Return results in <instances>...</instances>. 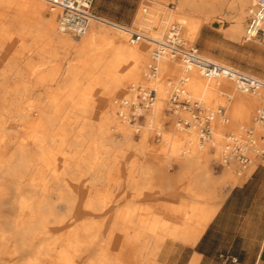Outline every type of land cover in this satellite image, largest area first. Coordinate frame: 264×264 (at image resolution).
<instances>
[{"label":"bare ground","instance_id":"bare-ground-1","mask_svg":"<svg viewBox=\"0 0 264 264\" xmlns=\"http://www.w3.org/2000/svg\"><path fill=\"white\" fill-rule=\"evenodd\" d=\"M155 1L160 5L155 6L156 11L144 8L135 20L143 30H133L99 17L91 21L84 34L77 36L60 29L57 8L50 0H0V18L3 19L0 48L8 35L26 32L37 37L38 44L46 38L63 48L65 53H74L70 55L71 60H64L56 67L44 66L43 59L35 63L26 58L17 65L8 59L4 69L0 70V80L1 77L16 78L4 81L0 93L21 95L20 100L13 103L6 95H0V264H150L148 258L153 242L159 244V253H163L161 261L157 255L159 262L166 264L165 259L173 252L176 242L194 245L219 203L203 206L165 201L136 204L133 202L135 198L146 197L149 192L144 187H135L138 180L129 176L123 191L109 194V207L91 205L83 202L86 190L78 177L82 168H87L85 172L90 170L89 156L110 150L115 135H123L128 148H133L132 137L144 125L138 124L139 120L132 121L131 115L141 113L145 118V113L155 105L146 124L152 128L151 120H160L164 104L174 93L183 94L192 102H200L201 108L210 111L209 117H212L211 135L203 141L199 127L193 122V112L187 111L185 116L181 115L182 111L174 113L178 119L181 117L191 122L189 127L179 123L188 132L176 133L182 146L169 153L170 158L179 164L180 174L199 167L194 156L204 143L214 150L216 148L217 156H214L223 160L220 176L223 181L240 183L254 169L252 166L258 164L256 161L234 170L233 161H238L226 157L225 140H243L245 129H249L256 142L262 143L263 130L258 112L264 93L243 91L228 76L207 77L198 67H187L178 57L155 52L157 41L164 39L172 27H176L179 36L184 28L186 37L195 41L203 23L214 21L217 14L225 15L224 6L231 21L230 28L224 31L226 36L237 42L264 45V35L244 40L245 21L257 0H176L174 9H168L160 0ZM144 5L150 6L148 3ZM22 16L29 21L27 26L20 20ZM167 24L169 29L165 28ZM130 31L141 36L135 40ZM69 34L80 38L72 39ZM180 39L186 48L197 49ZM106 45L110 47L105 52L101 47ZM199 53L213 62L260 78ZM105 54L107 58L103 59ZM146 64L148 69L150 65L155 66V71H146ZM167 75L172 77L163 79ZM53 76H57L55 91L43 98L31 96L34 90L52 82ZM84 78L89 80L85 86ZM224 79L230 81L235 90L225 89L228 84ZM146 84H150V89L144 87ZM97 87L101 90L100 95H95ZM128 87L130 94L118 100L120 108L116 111L112 101L121 94L126 95ZM137 87L154 91L155 98L149 108L141 109L137 104L134 110L131 108V103L137 101ZM172 88L175 89L171 94ZM43 99H46L44 105L41 104ZM69 100L78 103L76 115L81 116L80 123L70 118L66 106ZM99 103L104 107L101 115ZM217 103L220 105L214 109ZM219 108H223L222 113ZM206 115L207 112L201 118ZM243 123L251 127L240 129L239 125ZM226 130L228 132L223 133ZM157 134L161 135L160 132ZM134 150L147 157L146 163L139 166L140 180L152 179L162 166L158 155L166 148L141 144ZM200 168L195 182L199 187L197 192L204 196L211 178L203 165ZM116 184L119 185L115 182L114 187ZM127 186L134 187V191ZM168 213L174 218L165 217ZM137 244L139 253L135 249ZM92 249L96 250L93 258L90 256Z\"/></svg>","mask_w":264,"mask_h":264},{"label":"rangeland","instance_id":"rangeland-1","mask_svg":"<svg viewBox=\"0 0 264 264\" xmlns=\"http://www.w3.org/2000/svg\"><path fill=\"white\" fill-rule=\"evenodd\" d=\"M160 1L168 9L176 8V0ZM156 2L157 1L155 0H93L91 9L95 14L110 21L119 23L133 30H139L142 29V26L136 25L133 22L135 14L139 10L137 14L138 16L144 8H148V10L150 11H156L155 6L160 7V5ZM144 3H148L150 4V6L145 7ZM225 7L226 6H224L223 8V12L225 15L217 14L214 21L203 23L201 25L195 41L191 42L186 37V35L184 34V28L181 29L180 38L185 39L188 44H192L193 46H195L202 54L209 55L225 63L231 64L234 67L248 73L264 77V45L260 46L259 44H254L252 42L243 43L242 40L237 42L226 36L224 31L230 28L231 21L229 19L230 14L227 12L228 9L227 7ZM49 11L50 9L48 4L47 13H49ZM144 14L147 15V13ZM20 20H22L24 22V25L26 26L29 23V21H27L23 16L20 18ZM2 22L3 19L0 18V24ZM169 27L170 26L167 24L165 28L169 29ZM153 31L150 30V32ZM68 36L72 39L80 38L74 37L71 34H69ZM2 46L3 47L0 48V70L4 69L6 61H8V59H10L14 65H17V63H21L26 58L32 59L35 63H40V60L43 59L45 62L44 66L56 67L60 65V63H63L64 60H71L70 55L74 54L71 51L69 53H65L63 48L58 47L54 42H51L46 38H44L43 41L38 44V38L33 36L32 33L28 34L26 32L22 33L21 35H8L5 43ZM109 47L110 46L106 45L105 47L101 48H103V50L105 51ZM99 49L96 48V50ZM5 54H7L6 57ZM106 58L107 54L103 56V59ZM147 67L148 65L146 64V71H149ZM169 76L171 75L164 76L163 79H167L169 78ZM10 78H6V80L1 77V80H3H0V82H2L0 83V88H2L0 91H3L4 85L2 86V84L4 83V81H12L15 77L10 76ZM52 78V82L47 83L43 87L34 90L31 96L43 98L45 95H49L53 91H55L57 89V82L55 81L57 76H53ZM224 80L228 84L225 89L235 90L234 85L230 81H228L227 79ZM88 83L89 80L87 78H84L83 85L85 86ZM135 84L141 85V82H136ZM173 84L174 82L172 83V85ZM131 85L132 84H130L129 87ZM129 87L127 89L126 95L121 94L118 96V98H116L115 101H112L116 111L120 108L118 100L123 97L129 96ZM144 87L150 89V84H146ZM174 89L175 88H172L171 94ZM2 94L9 97V101L12 103L18 99L20 100L21 96L18 94H9L7 92H1L0 95ZM100 94L101 90L99 87H97L95 90V95ZM190 97L192 99H195L191 95ZM170 99L171 95L169 97L168 103L164 104L162 108L160 120L158 121L156 118L151 120L153 125L150 129L148 126L146 127V124L147 121H149L148 118L153 115L155 105L153 106L151 111H147L145 113V118L140 119L138 122V124L144 125V127H141L140 131L136 132L135 135H133L131 141L134 147L140 146L141 144H146L148 147L150 146L152 148L159 146H164L166 148L164 153L158 155V159L162 163V166H159L157 172H155V174L153 175L154 177L152 176L153 178L148 179V181L140 180L142 174L141 168L139 166L146 163V154L134 150V147L128 148L127 141L125 140L124 136L115 135V138L113 137L114 145L111 146L110 150H101L100 152L98 151L92 154V156H89L88 158L91 164L89 167L90 170L88 172H85L87 171V168H82L81 172L78 174V177H80V179L83 181L84 188L86 190V196L83 202L89 203L91 205L98 204L101 206L109 207V194L113 191L115 193H120L121 191H123L129 176H134L138 180V186L135 187L139 189H141V187H144V189H148L149 192V195H147L146 197L138 196L137 198H135L133 202L136 204L141 202L156 203L165 201L171 204H180L183 202L198 203V205L203 206L205 204L219 203L226 190L235 185L231 182L221 180L220 176L223 171L224 162L221 158H218L219 156L217 158L215 157L217 156V149L215 148L214 150V148H212L208 143L204 142V147L202 149L198 148L199 150L196 151L197 155L195 154L194 156V159L198 162L199 167L195 166L194 168L189 169L187 172L182 174H180L179 170L177 174L172 173L176 167H179V164L175 161L174 158H170L169 153L171 149H177L182 146V142L179 138H177L176 133H186L188 131L186 127L179 124L177 115L168 110L171 106ZM43 100V102L45 103L42 102V105L46 104V99ZM205 105L207 106L206 103ZM218 105H220V103H217L214 109H216ZM66 106L67 109L70 110V118L80 123L81 116L76 115V113H78L77 111H79L78 103L69 100L67 101ZM103 110V104L99 103L98 111L100 115L103 113ZM181 115L185 116L186 112H181ZM243 126L248 128L251 127L247 123H243L239 125L240 129H244ZM177 127H180V129ZM156 132H160L161 134L159 137L160 139L158 140L155 135ZM227 132L228 131L226 130L223 133ZM83 153L85 154L86 152L84 151ZM131 162H133V165L131 164ZM233 162L235 163L234 170L238 167L240 168L239 163L235 161ZM134 163L136 166L134 165ZM259 164L264 165V161H258L257 165ZM202 165L206 168L211 178L208 188L205 191L207 195L204 196L197 192L199 190V187L195 182L196 173L198 172V169H202L200 168L202 167ZM257 165H253L252 167L255 169ZM251 172L248 174V176L251 174ZM163 176H166V178L164 179ZM115 182L119 183V185L116 184V187H114ZM128 188L131 192L134 191V187L132 189L131 187ZM168 214H165V217H170L168 219H172V217L174 218V216ZM102 238L103 236L101 235L100 239ZM173 246V252L171 251L168 254V257H166L165 259L166 264H187L193 255L191 253V246L183 245L179 242H176ZM135 249L138 250L137 253H139V244L135 245ZM150 250V256L148 258L150 264H161L159 260L161 261L163 259V253H159V244L153 242L150 245ZM95 251V249H92V251H90V256H92V258L96 256ZM157 255H159V260L157 258ZM140 256L141 258H143L142 254Z\"/></svg>","mask_w":264,"mask_h":264},{"label":"built area","instance_id":"built-area-1","mask_svg":"<svg viewBox=\"0 0 264 264\" xmlns=\"http://www.w3.org/2000/svg\"><path fill=\"white\" fill-rule=\"evenodd\" d=\"M93 0H50V3L57 8V20L61 30L72 33L74 35H82L86 32L92 20L98 19L99 16L95 14L92 9ZM131 32L133 39L137 40L141 36L138 33ZM168 35L157 41L158 49L155 52L167 53L172 57L182 59L187 67L196 66L207 77L216 78L221 76H228L233 79L237 86L243 91H259L264 93V77H256L238 71L234 68L223 66L219 63L213 62L200 55L199 51L195 48H186L180 39L176 27H172ZM264 35V0H257L249 11L248 18L245 24L244 40L250 41L257 36ZM156 54V53H155ZM155 66L150 65L149 71L154 72ZM137 101L131 103V108L135 109L136 104L141 109H147L154 101V91H146L141 87H137ZM171 108L168 110L172 113H179L182 111L193 112V122L199 127L201 140L205 141L211 135V118L210 111H205L201 108V103L198 101L192 102L187 96L174 93L170 99ZM125 103H128L126 101ZM223 108H219V113H222ZM206 118L202 119L203 115ZM143 115L132 114L131 120L143 119ZM258 121L262 126L263 133L261 135L262 143L258 144L253 138V133L249 129H245L246 134L244 139H229L225 140L227 143V156L234 157L242 168L247 167L249 164L257 163L256 161H264V98L258 112ZM179 123H183L189 127L190 121L183 120L181 117L178 119ZM157 139L160 135L157 134ZM228 144H230L228 146ZM252 152V154H251ZM228 157V158H229ZM227 159V158H225ZM221 164V163H220ZM220 258L224 262L235 263L236 257L221 254Z\"/></svg>","mask_w":264,"mask_h":264},{"label":"crops","instance_id":"crops-1","mask_svg":"<svg viewBox=\"0 0 264 264\" xmlns=\"http://www.w3.org/2000/svg\"><path fill=\"white\" fill-rule=\"evenodd\" d=\"M191 249L187 264L194 260L196 264H264V165H257L243 181L226 190ZM221 254L237 261L224 262Z\"/></svg>","mask_w":264,"mask_h":264}]
</instances>
